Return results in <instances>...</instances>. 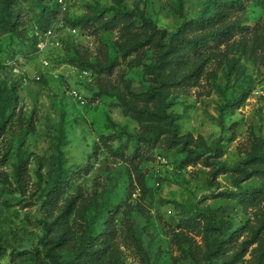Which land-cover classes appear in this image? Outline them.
Masks as SVG:
<instances>
[{
    "label": "rangeland",
    "instance_id": "obj_1",
    "mask_svg": "<svg viewBox=\"0 0 264 264\" xmlns=\"http://www.w3.org/2000/svg\"><path fill=\"white\" fill-rule=\"evenodd\" d=\"M209 1L12 0L8 16L0 3L7 253L39 247L55 216L47 191L65 180L59 205L75 200L107 264H264V166L250 162L264 153V0H227L234 5L220 24L186 34L221 41L199 86L170 93L179 134L203 139L186 150L145 140L118 102L155 86L148 68L159 36L135 29L141 46L127 55L122 25L106 32L86 22L103 11L134 13L167 43L203 18Z\"/></svg>",
    "mask_w": 264,
    "mask_h": 264
},
{
    "label": "trees",
    "instance_id": "obj_2",
    "mask_svg": "<svg viewBox=\"0 0 264 264\" xmlns=\"http://www.w3.org/2000/svg\"><path fill=\"white\" fill-rule=\"evenodd\" d=\"M3 11L10 15L9 6L12 0H0ZM234 5L227 0H210L206 7L207 14L203 18L186 23L175 34L171 35L167 43H161L166 39L163 30L156 29L152 23L143 16H139L138 22L134 21V13L116 11L112 16L105 18V11L89 19L90 25L94 21L100 22L103 31H113L122 25V38L125 45L122 49L128 55L141 46L139 41L141 32L135 29H144L151 36L157 35L158 45L153 65L148 68V74L155 84L148 90L131 95L129 99L118 98L119 105L123 108L124 116L131 117L138 125L139 130L147 141L162 140L168 146L186 150L189 146L202 144V137L193 138L192 134L180 135L176 117L168 110L175 105L174 99H170L172 90H182L190 87H198L206 67L218 59L220 54V39H211L209 46L205 37H186V34H195L203 26H216L229 16V10ZM209 15V17H206ZM18 15L16 16V20ZM10 25L9 20L6 21ZM139 23V25H137ZM15 24H11V30ZM74 27V26H73ZM75 28V27H74ZM224 33H221L223 36ZM264 146V141L260 143ZM195 159L197 155L188 151ZM22 160L18 166H22ZM250 162L253 166H264V153H258ZM73 176L74 172L68 173ZM70 178V177H69ZM67 186V182L59 180L54 182L47 191L48 201L46 209L55 216H50L48 222L43 223V236L39 241V247L32 251H11L0 246V261L8 259L10 264H107V253L104 248L96 247L95 237L89 226L84 227L78 222L80 216L75 200L70 201L64 207L59 205V194ZM248 195L247 193H239ZM220 249H216L218 252Z\"/></svg>",
    "mask_w": 264,
    "mask_h": 264
},
{
    "label": "built area",
    "instance_id": "obj_3",
    "mask_svg": "<svg viewBox=\"0 0 264 264\" xmlns=\"http://www.w3.org/2000/svg\"><path fill=\"white\" fill-rule=\"evenodd\" d=\"M67 1H68V0H60V4L63 5V4H65ZM72 33H73V34H76V30L73 29V30H72ZM263 95H264V94H263Z\"/></svg>",
    "mask_w": 264,
    "mask_h": 264
}]
</instances>
